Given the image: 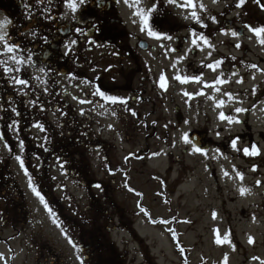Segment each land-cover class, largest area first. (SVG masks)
<instances>
[{"label": "rangeland", "instance_id": "374dc122", "mask_svg": "<svg viewBox=\"0 0 264 264\" xmlns=\"http://www.w3.org/2000/svg\"><path fill=\"white\" fill-rule=\"evenodd\" d=\"M164 1L169 2L171 19L188 27L196 21L205 35L209 29L222 31L207 39L189 29L174 34L166 27L162 31L170 33L169 41L167 35L155 34L150 26V112L154 113L150 123L157 125L151 150L140 161L131 162L135 168L131 182L124 176L116 184L109 179L105 196L98 187L102 178L100 153L90 147L89 186L82 189L61 173H53L57 182L67 187L56 193L63 204L58 215L48 209L28 176L13 165L15 182L24 192L22 204L28 222L16 228L10 224L12 215L5 210L17 195L3 198L1 188L0 264H87L75 236L81 238L83 225L84 229L91 227L96 211L101 216L106 212L107 236L124 264H148L140 242L155 264H264V166L261 175L248 171V155L243 154L248 150L247 139L241 137L246 125L252 124L256 149L264 156V142L259 138L262 107L248 116V103L241 95L262 76L252 78L241 69L228 78L227 68L211 63L215 50L227 57L245 56L248 50L249 58L264 60V32L257 35L259 29H252L243 37L237 36L244 10L234 7L235 0ZM211 18L219 19L212 23ZM177 44L183 46L180 53L173 51ZM243 76L248 80H242ZM175 107L180 108L181 122ZM99 119L97 115L92 120V136H98L99 127L93 121ZM50 120L54 122L52 117ZM192 131L208 132L220 146L199 153L188 140ZM107 136L111 141L109 127ZM146 137V133H135L137 145L129 140L116 155L109 150L111 156L119 164L130 154L145 152ZM120 144L117 140V146ZM4 148L0 138L1 168L7 165ZM61 216L67 224L76 220L79 228L75 236ZM106 258H110L107 253Z\"/></svg>", "mask_w": 264, "mask_h": 264}, {"label": "flooded vegetation", "instance_id": "af4514ba", "mask_svg": "<svg viewBox=\"0 0 264 264\" xmlns=\"http://www.w3.org/2000/svg\"><path fill=\"white\" fill-rule=\"evenodd\" d=\"M17 1L21 7L20 18L9 35L0 41V138L7 156V165L0 166V189H3V198L17 195L5 210L12 213L10 221H6L14 228L26 226L28 220L15 215L25 212L26 208L22 204L24 192L19 190L15 170L11 169L13 165L28 176L37 194L55 215L63 205L56 193L67 187L66 183H58L53 173H61L76 182V186L86 188L92 173L88 158L90 147L100 153L98 170L102 178L98 187L105 196L109 179L116 184L124 176L131 182L135 171L131 162L140 161L151 150L150 141L157 128L150 121L154 114L150 112V26L155 34L168 36L170 33L162 30L169 27L174 34L189 29L202 37L201 26L196 21L188 27L176 18L171 19L169 2L164 0ZM238 2L235 0L234 5ZM243 15L242 27L236 28L238 37L252 29H263L258 25L260 21L253 25L247 22L252 18L251 13ZM218 19L211 18V22ZM220 30L209 29L205 36L213 39ZM168 38L171 41L172 37ZM175 40L178 42L180 38ZM182 47L177 44L173 51L180 53ZM249 54L246 50L245 56L227 57L215 50L211 63L217 68H227L228 78L241 69H246L252 78L262 76L257 85L241 95H245L248 103L245 111L248 116L262 107L259 138L264 142V60L255 61ZM242 80L248 79L243 76ZM174 110L181 122L180 108ZM97 115L100 119L93 122L99 127L98 136H92V120ZM75 117L80 120L76 121ZM108 127L111 141L107 139ZM253 130V125L248 123L241 137L247 139L248 171L261 175L264 156L256 149ZM137 132L147 134V150L130 154L118 164L110 151L116 155L129 140L137 145L134 138ZM117 140L121 142L119 146ZM188 140L199 153L220 146L204 131H192ZM96 212L103 220L90 222V229L100 226L92 237L75 236L79 228L76 220L67 224V219L61 216V221L76 237L87 264H124L107 236L106 212L102 216ZM83 227L87 228L85 225L80 228ZM106 253L110 258L105 257Z\"/></svg>", "mask_w": 264, "mask_h": 264}, {"label": "trees", "instance_id": "16d2710c", "mask_svg": "<svg viewBox=\"0 0 264 264\" xmlns=\"http://www.w3.org/2000/svg\"><path fill=\"white\" fill-rule=\"evenodd\" d=\"M235 7L244 10V12L246 13H251L252 18L248 19L247 22L253 25L255 21H260V24L258 25L264 29V4L261 0H239V2L235 5ZM200 34L202 35V37L205 36V31L202 30ZM219 65H223V63ZM15 215L24 217L26 221L28 220L26 212H21ZM93 222H96V223L100 222L99 215L97 214L94 215ZM98 228H100L99 225L93 226L91 229L81 228V233H82L81 237L87 238V237L95 236L97 234ZM140 244H141L140 245L141 250L146 259V262L148 264H155V260L152 258L151 253L149 255L146 245L142 242H140ZM105 257H106V254H105Z\"/></svg>", "mask_w": 264, "mask_h": 264}, {"label": "water", "instance_id": "95a60500", "mask_svg": "<svg viewBox=\"0 0 264 264\" xmlns=\"http://www.w3.org/2000/svg\"><path fill=\"white\" fill-rule=\"evenodd\" d=\"M21 15L17 0H0V41L9 35Z\"/></svg>", "mask_w": 264, "mask_h": 264}, {"label": "snow or ice", "instance_id": "6c2138e0", "mask_svg": "<svg viewBox=\"0 0 264 264\" xmlns=\"http://www.w3.org/2000/svg\"><path fill=\"white\" fill-rule=\"evenodd\" d=\"M260 32H264V29L259 30L256 34L260 35ZM262 43H264V41H262ZM246 154H248L247 151H246ZM253 154H255V150H253ZM241 194L243 195L244 193L242 192ZM161 222H163V221H161ZM219 242L220 241L218 240L217 243H219ZM249 243H252L251 239L249 240Z\"/></svg>", "mask_w": 264, "mask_h": 264}]
</instances>
